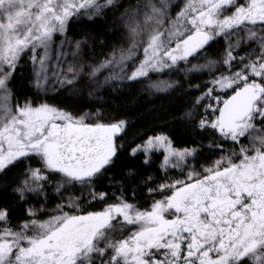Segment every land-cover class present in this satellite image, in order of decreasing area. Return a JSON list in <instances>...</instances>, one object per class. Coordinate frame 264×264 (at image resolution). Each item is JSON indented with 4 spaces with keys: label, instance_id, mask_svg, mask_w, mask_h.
Instances as JSON below:
<instances>
[{
    "label": "snow or ice",
    "instance_id": "1",
    "mask_svg": "<svg viewBox=\"0 0 264 264\" xmlns=\"http://www.w3.org/2000/svg\"><path fill=\"white\" fill-rule=\"evenodd\" d=\"M0 264H264V0H0Z\"/></svg>",
    "mask_w": 264,
    "mask_h": 264
},
{
    "label": "trees",
    "instance_id": "2",
    "mask_svg": "<svg viewBox=\"0 0 264 264\" xmlns=\"http://www.w3.org/2000/svg\"><path fill=\"white\" fill-rule=\"evenodd\" d=\"M135 2V0H132ZM191 103V97L183 95L169 96L153 95V93L137 92L135 96H129L126 100L117 101L118 110L131 118V136H135L138 131H151L156 126L167 128L177 140H187L190 130L183 127L181 120L183 111ZM81 107L91 106V101L85 100ZM138 163L135 160H125V164ZM160 173H158L159 175Z\"/></svg>",
    "mask_w": 264,
    "mask_h": 264
},
{
    "label": "rangeland",
    "instance_id": "3",
    "mask_svg": "<svg viewBox=\"0 0 264 264\" xmlns=\"http://www.w3.org/2000/svg\"><path fill=\"white\" fill-rule=\"evenodd\" d=\"M164 94L163 92H156V93H153V95L157 96V95H162Z\"/></svg>",
    "mask_w": 264,
    "mask_h": 264
}]
</instances>
